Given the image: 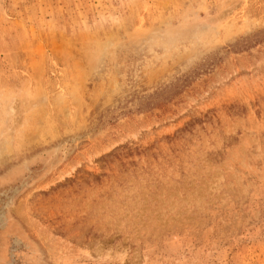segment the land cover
Instances as JSON below:
<instances>
[{
    "label": "rangeland",
    "instance_id": "1",
    "mask_svg": "<svg viewBox=\"0 0 264 264\" xmlns=\"http://www.w3.org/2000/svg\"><path fill=\"white\" fill-rule=\"evenodd\" d=\"M0 264H264V0H0Z\"/></svg>",
    "mask_w": 264,
    "mask_h": 264
}]
</instances>
